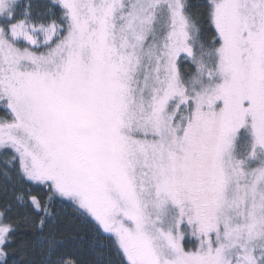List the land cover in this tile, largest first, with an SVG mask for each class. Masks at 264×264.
<instances>
[{
	"label": "snow or ice",
	"instance_id": "1",
	"mask_svg": "<svg viewBox=\"0 0 264 264\" xmlns=\"http://www.w3.org/2000/svg\"><path fill=\"white\" fill-rule=\"evenodd\" d=\"M0 264H264V0H0Z\"/></svg>",
	"mask_w": 264,
	"mask_h": 264
}]
</instances>
